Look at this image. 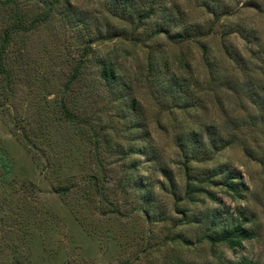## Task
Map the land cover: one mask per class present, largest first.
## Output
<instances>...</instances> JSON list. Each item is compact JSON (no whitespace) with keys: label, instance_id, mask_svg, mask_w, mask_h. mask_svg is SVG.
<instances>
[{"label":"rangeland","instance_id":"rangeland-1","mask_svg":"<svg viewBox=\"0 0 264 264\" xmlns=\"http://www.w3.org/2000/svg\"><path fill=\"white\" fill-rule=\"evenodd\" d=\"M19 16L0 264H264V0H0V46Z\"/></svg>","mask_w":264,"mask_h":264},{"label":"trees","instance_id":"trees-1","mask_svg":"<svg viewBox=\"0 0 264 264\" xmlns=\"http://www.w3.org/2000/svg\"><path fill=\"white\" fill-rule=\"evenodd\" d=\"M12 0H6V2H11ZM128 0H124V2H127ZM48 17V15L46 14L45 16H43L42 19H46ZM40 19V17H39ZM23 27V19L21 16H19L18 18V22L14 25L11 26V28H9L7 31V35L5 36V42L0 46V72L3 73L4 75L6 74V69H5V65H4V58H3V53L5 51V46H6V42L9 39V34L11 29H18ZM226 53L227 55H229L231 58L233 59H237V56L239 57V54H234V50L226 45ZM238 60V59H237ZM102 75L104 78H107L108 80H114L115 79V70L113 66H105L102 72ZM65 113L69 116L72 117V114L66 110L65 108ZM228 145V144H226ZM213 148H216V144H212ZM201 143L196 144L195 148L192 149H187L184 151V155H186L187 157H190L188 159L191 160H199L198 157L200 156V153L203 154L201 151ZM203 179V175L200 179V181L202 182ZM189 188L192 189L191 187H193V193H195L197 190L195 189V186L192 185L191 183L188 184ZM227 186L229 189H233V190H237V184L234 181V177L233 176H229L227 178ZM200 190V189H198ZM209 194H211V197H213V193L212 191H208ZM252 232L247 229L244 228L242 224H237L235 227L233 228H223L220 229L219 231L213 233L212 235H207V238L212 242V243H225L226 245H228L229 247L233 248L236 250V247H238L242 241L246 238L252 237Z\"/></svg>","mask_w":264,"mask_h":264}]
</instances>
